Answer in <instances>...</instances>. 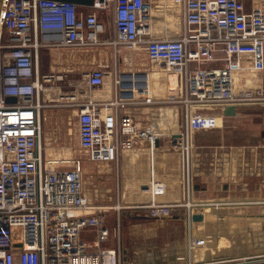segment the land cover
Returning <instances> with one entry per match:
<instances>
[{
	"label": "built area",
	"instance_id": "2783aa9c",
	"mask_svg": "<svg viewBox=\"0 0 264 264\" xmlns=\"http://www.w3.org/2000/svg\"><path fill=\"white\" fill-rule=\"evenodd\" d=\"M183 19L179 37L154 35L151 0H103L89 7L56 0H4L0 11V264H120L117 250L103 247L110 231L120 233V219L111 230L102 213L84 195L79 158L71 166L53 164L41 148L42 104L39 94L53 75H38L39 51L51 46L109 44L114 49L144 50L168 76L177 79L172 93L159 102L194 106L264 104V84L238 85L235 74L264 69V3L245 6L244 0H174ZM111 10L115 36L100 40L105 30L100 10ZM207 63L215 66L203 67ZM106 76L105 64L84 73L91 89ZM145 76H148L147 74ZM61 78V76H60ZM145 79V80H144ZM121 92L129 96L102 103L67 96L62 105L77 108L79 148L91 159L104 160L138 142L132 118L114 122L107 111L125 104H151L147 78L131 73ZM8 98H13L9 100ZM150 150L157 135L147 129ZM170 148L181 156L183 193L190 197L193 167L186 133L174 135ZM165 183L152 179L142 191L150 201L137 204L151 218H165L185 208L182 201L164 203ZM225 202V201H221ZM227 203V202H225ZM186 203L190 223L193 208ZM198 207V206H197ZM120 208V206H118ZM95 234L92 243L83 231ZM19 242L20 245L14 244Z\"/></svg>",
	"mask_w": 264,
	"mask_h": 264
},
{
	"label": "crops",
	"instance_id": "0c3cea01",
	"mask_svg": "<svg viewBox=\"0 0 264 264\" xmlns=\"http://www.w3.org/2000/svg\"><path fill=\"white\" fill-rule=\"evenodd\" d=\"M151 3V23L154 29V35L167 38L181 36L183 33V19L180 8L175 4V1L151 0ZM114 36L113 24L111 29L105 26L104 32L98 35L100 40L112 39ZM141 51V48L137 50L126 48L116 50L109 44H96L91 46H51L42 47L40 49L38 75L39 77L42 75H53L52 81L45 84L43 91L39 94V98L42 104H44L41 111V148L43 156L47 159H67L61 162L56 161L53 164L60 168H68L71 166V162L68 159L79 158L82 177V171H86L84 168L82 170V160L97 159H91L86 156L87 154H85L86 158L84 159V157L80 158L76 156H73V158L54 156L53 153V151L62 148V146L65 149L69 148L65 147L66 145L64 144L62 145L65 139L60 134L61 131L58 133L56 132L55 135L52 130L53 126L51 125L54 119L56 120V125L60 127V122H63L65 116L70 126L67 130V140L68 142H72L74 145L73 147L79 148L77 108L71 105H62L60 101L65 100L69 94L74 96V100H93L98 104L97 109L104 114L101 104L108 103L118 98L122 95L120 88L124 89L128 85L126 82L121 85H116L115 79L117 77L125 81L131 73H135L138 77L147 74L150 82L149 91L155 100L153 103L135 104L129 102L122 107L113 106L107 111V114L111 115L114 122L124 115L130 116L135 124L137 132L140 134L138 142L132 149L121 151L111 158L104 159L113 160V162H109V165H112V181L110 185L101 187V185L97 183L95 190L92 191L95 195L93 198L88 192H85L83 187L84 195L92 206H94L93 209L88 211V214L102 213L110 229L115 222L116 215L117 219H120L119 235L115 236L112 231H110L108 240L103 242L101 246L116 249L120 264H197L201 261L202 263H207L233 256L242 257L244 251L236 255L227 249L223 250L224 247L221 246L219 241H215L213 247H209L202 253L200 251L195 254L193 252L189 253L187 248L181 247L179 243L173 247L169 245L163 247L159 246L153 237L146 238L138 236L141 230L153 228L159 223L185 220L186 210L184 208L175 210L170 217L158 219H152L146 214H138L136 217L141 218L140 220L124 223L127 216L125 214L127 212L139 213L141 209L135 206L150 201V195L143 192L142 188L148 186L152 179H158L165 183V193L158 197V200L161 202L171 203L182 201L184 194L183 186L180 181L181 156L178 152L169 150L162 139L163 135L166 136L168 133L171 134L175 130L170 122V115L176 107L167 106L168 103H163L162 101L159 102L167 98L170 93L173 92H169L168 90L173 89L176 84L172 86L167 80H162L160 77H157L158 72H156L148 62L144 65L143 62L139 60ZM99 64H105L106 76L104 78V84L98 88L91 89L85 83L84 73L90 71ZM215 65L216 63H207L204 64L203 67ZM66 107L68 108V113L63 116L59 114L60 111L55 110V108ZM147 129L150 131L153 130L154 132H156L155 129H157L159 133H156L157 145L153 148V152L150 150L148 134L145 133ZM174 135L177 136L179 134ZM44 136H47L45 140ZM225 156H227V153ZM259 159L260 160H258V158L249 160H227V157L224 158V156H221L216 151H200L192 158L193 176L197 180L202 179L203 183L208 182V186H213L214 188V183L218 184L219 181L228 180L237 185L242 180V175H254L258 178H255L257 186L259 187L260 185L261 188H264V160H261V158ZM261 163L263 166H261ZM84 166H87V169H89L90 162L88 161ZM259 181L261 183H259ZM223 183L221 182V184ZM228 191L229 190L224 193L225 198H223L224 196L216 197L212 192L209 193L212 194V197L214 196V198H216L215 201H225L227 202L226 204H231L228 205V208L231 209L235 201L233 200V195L228 193ZM212 201L210 200V202ZM247 201L250 203L249 205L246 204L248 206L264 204V198H261V200L252 199ZM116 204L120 206L117 212L114 210ZM241 205L245 206L244 204ZM255 207L256 209L254 211L256 214L252 213L251 215L257 217L261 216L263 218V208L260 207L259 209V206ZM210 209L212 208H209V210ZM202 213L203 217L206 219L208 214H206V212ZM208 217H212V214L207 216V218ZM145 218H150V220L153 221H141L145 220ZM151 224L154 226H150ZM246 228L248 229V226H246ZM150 234L154 235L153 232ZM94 237L95 234L92 230L83 231L81 234V240L87 244L92 243ZM256 246H258L257 249H259L260 244ZM252 252L255 251L253 250Z\"/></svg>",
	"mask_w": 264,
	"mask_h": 264
},
{
	"label": "rangeland",
	"instance_id": "374dc122",
	"mask_svg": "<svg viewBox=\"0 0 264 264\" xmlns=\"http://www.w3.org/2000/svg\"><path fill=\"white\" fill-rule=\"evenodd\" d=\"M244 3L246 7H249L252 4L264 3V0H244ZM99 16L104 20L106 28L108 26L111 29V10H100ZM140 54L139 60L142 61L144 65L146 62L151 64L155 71L158 72L157 77H160L162 80H167L172 86L176 84L177 79L174 75L168 76L164 74L161 68L156 66L155 63L148 58L144 50H142ZM250 73V71H245L235 74L237 84H253L256 82L264 84V69L257 72L255 76H252ZM168 91L171 92L172 89ZM71 95L72 94H69L68 96ZM122 96H129V94L122 92ZM64 101L65 100L60 101L61 104H63ZM167 106L176 107L170 115V122L175 130L171 134L168 133V135L162 136L163 142L169 150H174L170 148L172 136H174V134L186 133L189 136L192 146V158L200 151L208 152L212 150L224 156V158L227 157V160H249L256 158H258V160H260L259 158L264 160V104H223L209 107L194 106L189 110L188 114H186L185 108L182 105L168 104ZM55 110L60 111L59 114L62 116L68 113L67 107L55 108ZM55 122L56 120L53 119L51 124L53 126V133L56 135V132L58 133L61 131L60 134L65 139V142L61 141L62 145L64 144L66 145L65 147L69 148L65 149L62 146V148L56 149L53 151L54 156L66 158H73V156H76L80 158L84 157L85 159L86 152L73 147L74 145L72 142H68L67 140V130L70 126L68 125L66 116L63 118V122H60V127L57 126ZM155 131L158 133L157 129H155ZM46 137L47 136H44V140ZM174 151L180 154L178 150ZM226 153L227 156H225ZM88 161L90 162L89 169H87V166H84ZM111 161L113 162V160H82V170L83 168L86 170L85 172L82 171L83 187L85 192H88L92 198L95 197L92 191L95 190L97 183L101 185V187L110 185L112 181V165H109V162ZM261 166H263V164ZM180 176L182 184V172ZM253 176L254 175H242V180L237 185L228 180L219 181L218 184L214 183V188L213 186H208L207 181V183H203L202 179L197 180L193 176L190 197L188 198L185 193L182 197L185 210H187L186 203L188 199L191 205L196 204V202L204 203L210 202V200L215 201L216 198H214V196L222 197L227 190H229L228 193L233 195V200L235 201L232 208H228V205L231 204L223 206L217 205L210 210L209 208L202 207V209H200L197 206L190 205L194 212H206V214H208L207 216L212 214V217L207 218L206 216V219L203 217L202 221L192 220L190 223H188L186 219L175 222H162L153 228L139 230L140 233H138V236L146 238L153 237L156 243L163 247L166 245L173 247L179 243L181 247L187 248L189 253L193 252L195 254L200 251L202 253L211 246L213 247L215 241H219L221 246L224 247L223 250L227 249L236 255L242 253L241 251L246 253L251 252L253 254V250L255 252L263 250L264 217L252 216L251 214H256L254 211L256 209L255 206H259V209L262 207L264 211V204L246 205V202H249L247 200H261V198H264V188H261L260 185L259 187L257 186V181L255 179L257 177ZM221 182L224 183L221 184ZM259 183L261 182L259 181ZM209 192H212L214 196L212 197V194ZM223 198H225V196ZM118 206L119 204L114 206L116 212L118 211ZM138 214H145V212L143 210H140L139 213L127 212L125 214L127 216L124 223L140 220L141 218L136 217ZM141 221L150 222L153 220L145 218V220ZM116 223L117 215L111 229L116 226ZM150 226L154 225L151 224ZM246 226H248V229ZM152 232L154 235L150 234ZM256 243L260 244L259 249H257L258 246L256 245L258 244Z\"/></svg>",
	"mask_w": 264,
	"mask_h": 264
},
{
	"label": "water",
	"instance_id": "95a60500",
	"mask_svg": "<svg viewBox=\"0 0 264 264\" xmlns=\"http://www.w3.org/2000/svg\"><path fill=\"white\" fill-rule=\"evenodd\" d=\"M4 0H0V11H1V6ZM56 1H62V2H69L76 4L81 7H89L94 5L95 2H102L103 0H56ZM9 100H13V98H8ZM157 145V141H156ZM246 204H250L249 202H246ZM217 205H226L225 202L221 201H212V202H204V203H199L197 206L202 209L204 208H214ZM191 220L193 221H202L203 220V213L201 212H193ZM14 244L20 245L19 242H15ZM244 255L242 257H229L226 259H222L219 261H211L207 263H202L199 262L197 264H264V253L260 254H249L246 255V253L243 252Z\"/></svg>",
	"mask_w": 264,
	"mask_h": 264
},
{
	"label": "bare ground",
	"instance_id": "6f19581e",
	"mask_svg": "<svg viewBox=\"0 0 264 264\" xmlns=\"http://www.w3.org/2000/svg\"><path fill=\"white\" fill-rule=\"evenodd\" d=\"M140 78H145V75H143L142 77H140ZM146 78L148 79V76H146ZM145 80V79H144ZM148 84H150V82H149V80H148ZM259 253H261V252H264V249L263 250H259L258 251ZM257 252V253H258ZM253 253H255V252H253ZM249 254H252L251 252L250 253H247L246 255H249ZM176 260V259H175ZM202 262V261H201ZM173 263V262H172ZM206 263V262H205Z\"/></svg>",
	"mask_w": 264,
	"mask_h": 264
},
{
	"label": "flooded vegetation",
	"instance_id": "af4514ba",
	"mask_svg": "<svg viewBox=\"0 0 264 264\" xmlns=\"http://www.w3.org/2000/svg\"><path fill=\"white\" fill-rule=\"evenodd\" d=\"M261 253H264V252H261ZM253 254H260L259 252L257 253V252H255V253H253Z\"/></svg>",
	"mask_w": 264,
	"mask_h": 264
}]
</instances>
